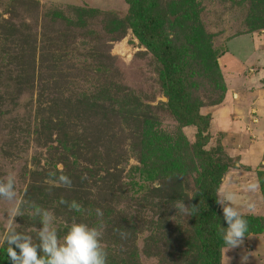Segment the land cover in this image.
I'll list each match as a JSON object with an SVG mask.
<instances>
[{"label":"rangeland","instance_id":"1","mask_svg":"<svg viewBox=\"0 0 264 264\" xmlns=\"http://www.w3.org/2000/svg\"><path fill=\"white\" fill-rule=\"evenodd\" d=\"M161 3L174 48L198 58L191 77L211 117L207 149L227 168L218 198L247 221L222 264H264V0L257 11L253 0ZM128 10L126 0H0V182L12 179L16 192L0 199V250L17 234L46 259L47 211L58 245L73 223L96 226L107 264H200L187 225L193 182H179L152 141L154 131L180 132L193 144L196 129L157 109L167 99L153 53L130 29L111 34ZM140 159L171 177L145 180ZM218 220L226 227L219 205Z\"/></svg>","mask_w":264,"mask_h":264},{"label":"trees","instance_id":"2","mask_svg":"<svg viewBox=\"0 0 264 264\" xmlns=\"http://www.w3.org/2000/svg\"><path fill=\"white\" fill-rule=\"evenodd\" d=\"M126 2L129 6L126 17L120 20L121 23H118L119 20H114L115 26L111 21L108 27L111 34L116 33L114 29L119 27L132 30L140 44L153 53L162 67L164 78L161 92L167 99L165 103H160L157 109L167 112L181 128L196 129L193 144L183 140L184 143L180 132L179 135L172 136L164 131H154L152 141L157 142L156 146L160 148V154L166 158L168 168L172 172H178V174L171 172L174 176L177 174L178 181L187 184H190V180L193 182L187 225L197 239L200 264H222V250L225 245L221 237L222 225L218 220L216 201L227 168L221 163L216 151L207 149L212 139L211 117L201 113L200 110L205 103L198 95L199 85L193 84L191 77V74H200L196 71V67L193 68V62H190L195 60L197 63L198 58L188 54L186 50L174 48L169 34L166 33L168 31L164 29L165 24L171 22L168 17L170 8L168 7V10L162 7V0H126ZM255 3L257 0H253V10H260V6L256 7ZM174 7L176 8V4ZM175 11L177 12L171 14L178 17L179 23L182 19L179 18L177 8ZM260 13L264 14V11ZM199 62L207 66L206 63L211 61L209 59L205 60L206 63L203 60ZM211 103L213 106L214 102ZM150 149L153 150V146H150ZM140 160L143 169L137 171L145 180L155 181L157 178L171 177L165 170L166 167H157L152 160ZM0 264H11L3 248L0 250Z\"/></svg>","mask_w":264,"mask_h":264},{"label":"clouds","instance_id":"3","mask_svg":"<svg viewBox=\"0 0 264 264\" xmlns=\"http://www.w3.org/2000/svg\"><path fill=\"white\" fill-rule=\"evenodd\" d=\"M59 181L61 185L71 187L68 176L59 175ZM15 196L12 179L0 182V199L13 201ZM229 200L230 197H223L217 198L216 202L220 206L226 225L222 228L221 237L225 247L232 249L242 244L248 226L246 219L228 202ZM60 202L67 203L64 200ZM69 207L78 209L79 206L73 201ZM96 215L102 216L99 209L96 210ZM49 219L50 216L45 211L42 220L45 226L40 231L39 251L45 253L47 258L38 256V247L28 243L26 238L14 234L7 237L9 246L4 249L11 264H107V254L101 246V232L96 226L73 223L63 237V243L58 245L55 232H50L46 226ZM246 259L247 257H243L242 262Z\"/></svg>","mask_w":264,"mask_h":264}]
</instances>
